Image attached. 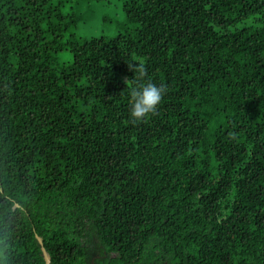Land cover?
<instances>
[{
    "label": "trees",
    "instance_id": "16d2710c",
    "mask_svg": "<svg viewBox=\"0 0 264 264\" xmlns=\"http://www.w3.org/2000/svg\"><path fill=\"white\" fill-rule=\"evenodd\" d=\"M119 17L83 37L92 0H0L13 264H45L36 234L51 264H264V0H125ZM144 82L166 93L132 123Z\"/></svg>",
    "mask_w": 264,
    "mask_h": 264
},
{
    "label": "clouds",
    "instance_id": "9594fccd",
    "mask_svg": "<svg viewBox=\"0 0 264 264\" xmlns=\"http://www.w3.org/2000/svg\"><path fill=\"white\" fill-rule=\"evenodd\" d=\"M136 79L145 76L143 62L128 64ZM166 88L161 84L144 82L139 86L129 88L128 117L132 123L144 120L149 114L156 111ZM14 239L10 229L0 228V264H13Z\"/></svg>",
    "mask_w": 264,
    "mask_h": 264
},
{
    "label": "rangeland",
    "instance_id": "374dc122",
    "mask_svg": "<svg viewBox=\"0 0 264 264\" xmlns=\"http://www.w3.org/2000/svg\"><path fill=\"white\" fill-rule=\"evenodd\" d=\"M125 0H92L95 8L98 10V19L89 23H84L78 28V35L83 37H98L103 34L114 36L117 32V26L114 24L116 20L121 19L120 6ZM72 59L68 53L60 55L61 62H70Z\"/></svg>",
    "mask_w": 264,
    "mask_h": 264
},
{
    "label": "water",
    "instance_id": "95a60500",
    "mask_svg": "<svg viewBox=\"0 0 264 264\" xmlns=\"http://www.w3.org/2000/svg\"><path fill=\"white\" fill-rule=\"evenodd\" d=\"M36 238L42 246L41 249H42V252L44 255L45 263L50 264V261H51L50 254L48 253V251L46 250V248L43 245V239L38 234H36Z\"/></svg>",
    "mask_w": 264,
    "mask_h": 264
},
{
    "label": "flooded vegetation",
    "instance_id": "af4514ba",
    "mask_svg": "<svg viewBox=\"0 0 264 264\" xmlns=\"http://www.w3.org/2000/svg\"><path fill=\"white\" fill-rule=\"evenodd\" d=\"M39 242V241H38ZM40 244V243H39ZM44 245V244H43ZM42 246H41V244H40V248H41ZM45 247V246H44ZM47 250V249H46ZM41 251H42V249H41ZM42 256H43V259H44V255H43V252H42ZM44 261H45V259H44ZM46 264V263H45ZM50 264H51V262H50Z\"/></svg>",
    "mask_w": 264,
    "mask_h": 264
}]
</instances>
